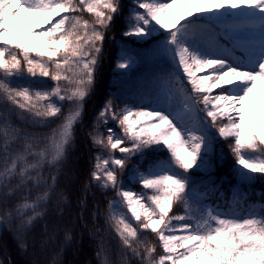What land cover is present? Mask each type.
Segmentation results:
<instances>
[{
	"label": "snow or ice",
	"instance_id": "1",
	"mask_svg": "<svg viewBox=\"0 0 264 264\" xmlns=\"http://www.w3.org/2000/svg\"><path fill=\"white\" fill-rule=\"evenodd\" d=\"M179 2L187 11L166 23L177 0H133L123 36L149 43L159 33L148 55L168 70L145 82L141 103L105 101L88 134L99 151L85 187L114 192L105 225L118 245L113 261L101 237L97 256L101 264H264V203L249 207L239 189L223 207L212 199L218 138L230 141L242 188L264 179V0ZM120 11V0H0V229L16 222L18 239L53 196L57 208L66 199L58 179ZM143 55L125 46L116 67L127 73ZM158 150L167 158L129 169L133 157ZM126 169L140 191L121 179Z\"/></svg>",
	"mask_w": 264,
	"mask_h": 264
},
{
	"label": "trees",
	"instance_id": "2",
	"mask_svg": "<svg viewBox=\"0 0 264 264\" xmlns=\"http://www.w3.org/2000/svg\"><path fill=\"white\" fill-rule=\"evenodd\" d=\"M120 3L121 11L115 16L110 30L106 33L94 90L85 101L82 120L75 128L74 144L58 179L56 191L63 193L66 199L60 201L59 208H57V199L53 196L47 206L46 215L38 219L30 229L23 233L22 240L17 237L19 230L16 222H13L12 225H5L0 238L1 264H53L54 261L57 264H101L100 258L97 256L101 237L106 241L105 246L110 249V259L113 261L118 259L117 240L105 225L107 202L113 198L114 192L102 191L94 183L85 187L89 181L94 155L99 151L93 147L88 134L105 101L113 99L115 104L121 106L125 99L134 98V92L141 96L144 91L142 86L154 74L160 73L164 69L168 70V66L164 68L154 58L144 61L145 67H133L127 73L117 69L116 63L122 48L127 46L143 54L147 50L151 52L155 44L162 39V36H157L153 37L149 43H136L133 39L124 37L123 32L126 29L133 0H120ZM84 16L91 19L87 13H84ZM51 84L52 82L48 80L47 86H51ZM140 96L136 97L138 101L135 102L141 103ZM67 107L65 105V111H67ZM57 123L59 120L54 121L48 128L36 130L46 132ZM108 126L112 127V123L109 122ZM100 130L105 131L103 125ZM229 143L230 141L223 138H218L215 143L217 160L212 179L215 180V176L224 175L226 180L221 185L224 193H216L212 198L213 202L221 207L230 204L233 191L239 189L242 193H246L245 198L249 207L252 205L258 207L264 203V179L255 180L256 184H247L243 188L236 184V178L233 175L234 158L229 149ZM166 158V151H146L145 155L138 159L133 157L129 161L128 167L144 171L153 163ZM132 172L126 169L125 175L121 179L125 181L126 186H132L134 191H140L141 187L136 183V180L131 182L128 178ZM18 198L19 196H17ZM82 201L83 203H81ZM14 202L15 200L10 201L8 206L11 207ZM174 211H181V206L177 205ZM97 229L101 230L99 234ZM66 233H71L70 241L65 239ZM147 239L150 242H155V237L150 233ZM21 243L26 244V248L20 247ZM157 252H160L159 248ZM131 264H136V261L132 260Z\"/></svg>",
	"mask_w": 264,
	"mask_h": 264
},
{
	"label": "rangeland",
	"instance_id": "3",
	"mask_svg": "<svg viewBox=\"0 0 264 264\" xmlns=\"http://www.w3.org/2000/svg\"><path fill=\"white\" fill-rule=\"evenodd\" d=\"M187 11V8L184 6V5H182L180 2H179V0H177V3L173 6V8H171L170 10H169V16H168V18L166 19V23H171L172 21H174L181 13H184V12H186ZM154 35H160L159 33H155ZM140 65V64H139ZM112 123V127L114 128V129H116L117 131H118V128H116V125H115V123L114 122H111ZM135 177V175H132L131 176V178H132V180L134 179V177ZM254 182V181H253ZM253 182H250V184L251 183H253ZM128 187H130L131 188V186H128Z\"/></svg>",
	"mask_w": 264,
	"mask_h": 264
},
{
	"label": "water",
	"instance_id": "4",
	"mask_svg": "<svg viewBox=\"0 0 264 264\" xmlns=\"http://www.w3.org/2000/svg\"><path fill=\"white\" fill-rule=\"evenodd\" d=\"M3 230V228L2 229H0V232Z\"/></svg>",
	"mask_w": 264,
	"mask_h": 264
}]
</instances>
